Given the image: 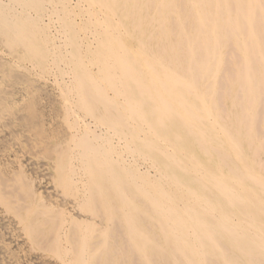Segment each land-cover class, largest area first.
Returning a JSON list of instances; mask_svg holds the SVG:
<instances>
[{"label":"bare ground","instance_id":"6f19581e","mask_svg":"<svg viewBox=\"0 0 264 264\" xmlns=\"http://www.w3.org/2000/svg\"><path fill=\"white\" fill-rule=\"evenodd\" d=\"M0 264H264V0H0Z\"/></svg>","mask_w":264,"mask_h":264}]
</instances>
